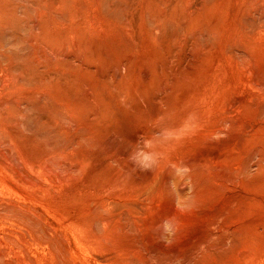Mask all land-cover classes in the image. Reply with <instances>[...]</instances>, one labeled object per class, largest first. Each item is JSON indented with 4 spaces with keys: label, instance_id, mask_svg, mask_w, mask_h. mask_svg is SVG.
<instances>
[{
    "label": "rangeland",
    "instance_id": "rangeland-1",
    "mask_svg": "<svg viewBox=\"0 0 264 264\" xmlns=\"http://www.w3.org/2000/svg\"><path fill=\"white\" fill-rule=\"evenodd\" d=\"M263 113L264 0H0V264H264Z\"/></svg>",
    "mask_w": 264,
    "mask_h": 264
},
{
    "label": "bare ground",
    "instance_id": "bare-ground-1",
    "mask_svg": "<svg viewBox=\"0 0 264 264\" xmlns=\"http://www.w3.org/2000/svg\"><path fill=\"white\" fill-rule=\"evenodd\" d=\"M162 85H163V84H162ZM167 91H168V90H167ZM167 91H166V92H167ZM118 92H119V90H118ZM156 92H157V91H156ZM159 92H160V91H159ZM161 93H162V91H161ZM251 93H252V92H251ZM122 94H123V93H122ZM250 95H251V94H250ZM159 96H160V95H159ZM157 98H158V97H157ZM157 98H156V99H157ZM161 98H162V97H161ZM247 98H248V97H247ZM251 98H252V97H251ZM110 99H111V98H110ZM122 99H123V98H122ZM143 99H144V98H143ZM153 100H154V99H153ZM128 101H129V100H128ZM154 101H155V100H154ZM129 102H130V101H129ZM142 102H143V101H142ZM237 102H238V101H237ZM247 102H248V101H247ZM122 103H123V102H122ZM143 103H144V102H143ZM160 103H161V102H160ZM128 104H129V103H128ZM161 104H162V103H161ZM240 104H241V103H240ZM122 105H123V104H122ZM124 105H125V104H124ZM260 105H261V104H260ZM112 106H114V105H112ZM253 107H254V106H253ZM261 107H262V106H261ZM129 108H131L130 105H129ZM257 109H258V107H257ZM260 109H261V108H260ZM231 111H232V110H231ZM167 114H168V113H167ZM252 114H253V112H252ZM257 114H258V113H257ZM257 114H256V115H257ZM263 114H264V113H263ZM165 116H166V115H165ZM160 117H161V116H160ZM160 117H159V119H160ZM166 117H167V116H166ZM257 117H258V116H257ZM168 118H169V117H168ZM224 118H225V117H224ZM166 119H167V118H166ZM207 119H208V118H207ZM231 119H232V118H231ZM228 122H229V121H228ZM226 123H227V122H226ZM166 124H167V123H166ZM234 124H235V123H234ZM253 124H254V123H253ZM229 125H230V124H229ZM250 125H251V124H250ZM248 126H249V125H248ZM248 126H247V127H248ZM173 128H174V127H173ZM244 128H245V127H244ZM164 129H165V128H164ZM253 129H254V128H253ZM157 134H158V133H157ZM246 134H247V133H246ZM246 134H244V135H246ZM140 135H141V134H140ZM248 136H249V135H248ZM160 139H161V138H160ZM160 139H159V140H160ZM170 139H171V138H170ZM213 139H214V138H213ZM221 139H222V138H221ZM210 140H211V139H210ZM214 141H216V140H214ZM240 141H241V140H240ZM242 141H243V140H242ZM148 142H149V141H148ZM236 142H237V141H236ZM142 143H143V142H142ZM208 143H209V142H208ZM217 144H218V143H217ZM229 144H230V143H229ZM239 144H240V143H239ZM230 145H231V144H230ZM207 146H208V145H207ZM210 146H211V145H210ZM214 146H215V145H214ZM257 147H259V146H257ZM255 148H256V147H255ZM141 149H142V148H141ZM246 150H247V149H246ZM255 150H258V149H255ZM143 151H144V150H143ZM242 151H243V150H242ZM253 151H254V150H253ZM136 152H137V151H136ZM225 152H226V151H225ZM225 152H224V153H225ZM248 152H249V151H248ZM254 152H256V151H254ZM224 153H223V154H224ZM214 155H216V154H214ZM214 155H213V156H214ZM256 155H257V154H256ZM220 156H221V154H220ZM245 156H246V155H245ZM258 156H260V155H258ZM215 157H216V156H215ZM215 157H214V158H215ZM260 157H261V156H260ZM211 158H212V157H211ZM246 158H248V157H246ZM256 158H257V157H256ZM209 159H210V158H209ZM209 159H208V160H209ZM248 159H249V158H248ZM252 159H253V158H252ZM252 159H251V160H252ZM243 160H244V159H243ZM243 160H242V161H243ZM255 160H256V159H255ZM259 160H260V158H259ZM193 161H194V160H193ZM236 161H237V160H236ZM236 161H235V162H236ZM252 161H254V160H252ZM261 161H262V160H261ZM194 162H195L194 164H196V165L199 166V167H202V166H203V164H202V162H201L200 160H199V161H194ZM233 162H234V161H233ZM239 162H241V161H239ZM263 162H264V161H263ZM156 163H157V162H156ZM182 163H183V162H182ZM210 163H211V162H210ZM154 164H155V163H154ZM186 164H187V163H186ZM241 164H242V163H241ZM181 165H182V164H181ZM190 165H191V164H190ZM254 165H255V164H254ZM134 166H135V165H134ZM179 166H180L179 164H176V167L179 168ZM239 166H240V165H239ZM251 166H252V165H251ZM181 167H182V166H181ZM240 167H241V166H240ZM242 167H243V166H242ZM244 167H246V166H244ZM247 167H249V166H247ZM256 167H257V166H256ZM208 168H209V167H208ZM219 168H220V167H219ZM223 168H224V167H223ZM226 168H228V167L226 166ZM165 169H166V168H165ZM176 169H177V168H176ZM196 169H197V168H196ZM255 169H256V168H255ZM139 170H140V169H139ZM209 170H210V169H209ZM219 170H220V169H219ZM223 170H224V169H223ZM240 170H241V169H240ZM246 170H247V169H246ZM246 170H245V171H246ZM250 170H251V169H250ZM184 171H185V170H184ZM186 171H187V170H186ZM221 171H222V170H221ZM221 171H220V172H221ZM235 171H236V170H235ZM253 171H255V170H253ZM178 172H179V171H178ZM249 172H250V171H249ZM225 173H226V172H225ZM231 173H232V172H231ZM241 173H242V170H241ZM223 174H224V172H223ZM226 174H227V175H231V174H229L228 171H227ZM234 174H235V173H234ZM144 175H145V174H143V176H144ZM239 175H240V174H239ZM250 175H251V173H250ZM149 176H150V175H149ZM173 176H174V174H173ZM192 176H193V175H192ZM232 176H233V175H232ZM235 176H238V173H237V175H235ZM245 176H246V175H245ZM134 177H135V176H134ZM141 177H142V176H141ZM190 177H191V176H190ZM205 177H207V175H206ZM208 177H209V176H208ZM211 177H212V176H211ZM229 177H230V176H229ZM229 177H227V178H229ZM184 178H185V177H184ZM225 178H226V176H225ZM227 178H226V179H227ZM235 178H236V177H235ZM237 178H238V177H237ZM145 179H147V178H145ZM190 179H192V178H190ZM229 179H230V178H229ZM231 179H232V178H231ZM132 180H133V178H132ZM183 180H184V179H183ZM235 180H236V179H235ZM151 181H152V180H151ZM230 181H233V179L230 180ZM236 181H237V180H236ZM241 181H242V180H241ZM183 182H184V181H183ZM203 182H204V181H203ZM205 182H206V183H205ZM205 182L203 183V187H202L201 189H199V190L196 192V194H195V202H196V203H198V202H202V201H205V200L209 197L210 190H211V189H210V185H209L210 183H209L208 180H206ZM227 182H228V181H227ZM233 182H234V181H233ZM233 182H232V183H233ZM158 183H159V182H158ZM163 183H164V182H163ZM180 183H181V182H180ZM180 183H179V184H180ZM239 183H240V182H239ZM243 183H244V182H243ZM181 184H182V183H181ZM215 184H216V183H215ZM228 184H229V183H228ZM237 184H238V183H237ZM216 186H217V185H216ZM184 187H185V186H184ZM189 187H190V186H189ZM232 187H234V186H232ZM148 188H149V187H148ZM169 188H170V187H169ZM173 188H174V187H173ZM177 188H179V187H177ZM177 188H176V189H177ZM185 188H187V187H185ZM154 189H155V188H154ZM194 189H195V188H194ZM222 189H223V188H222ZM224 189H226V188H224ZM224 189H223V190H224ZM179 190H181V188H180ZM226 190H227V189H226ZM181 191H182V190H181ZM212 191H213V190H212ZM222 192H223V191H222ZM151 193H152V192H151ZM153 193H154V191H153ZM180 193H181V192H180ZM215 193H217V192H215ZM219 194H221V193H219ZM128 195H129V193H128ZM131 195H132V194H131ZM228 195H229V194H228ZM169 196H170V195H169ZM141 197H142V196H141ZM175 198H176V197H175ZM236 198H237V197H236ZM140 199H141V198H140ZM149 199H150V198H149ZM238 199H239V198H238ZM174 200H175V199H174ZM180 200H181V199H180ZM222 200H223V199H222ZM240 200H241V199H240ZM151 201H152V200H151ZM171 201H172V200H171ZM175 201H177V200H175ZM175 201H174L173 203H175ZM181 201H182V200H181ZM192 201H193V200H192ZM145 202H146V201H145ZM154 203H155V202H154ZM191 203H192V202H191ZM184 204H185V203H184ZM184 204H183V205H184ZM187 204H188V203H187ZM153 205H154V204H153ZM153 205H152V206H153ZM191 205H192V204H191ZM234 205H235V204H234ZM152 206H151V207H152ZM180 206H181V205H180ZM153 207H154V206H153ZM157 207H158V206H157ZM177 207H178V206H177ZM177 207H175V208H177ZM185 207H186V206H185ZM212 207H214V206H212ZM230 207H231V206H230ZM189 208H191V207L189 206ZM232 208H233V207H232ZM146 209H147V208H146ZM186 209H187V208H186ZM211 209H213V208H211ZM227 209H228V208H227ZM238 209H239V208H238ZM175 210H176V209H175ZM175 210H174V211H175ZM126 211H127V210H126ZM153 211H154V210H153ZM160 211H161V210H160ZM167 211H168V210H167ZM183 211H184V210H183ZM197 211H198V209H197ZM212 211H213V210H212ZM214 211H215V210H214ZM214 211H213V214L215 213ZM131 212H132V211H131ZM210 212H211V210H210ZM217 212H218V211H217ZM152 213H153V212H152ZM184 213H185V212H184ZM226 213H227V212H226ZM145 214H146V213H145ZM174 214H175V212H174ZM182 214H183V213H182ZM233 214H235V213H233ZM221 215H222V214H221ZM129 216H130V215H129ZM129 216H128V217H129ZM227 216H228V215H227ZM155 217H156V216H155ZM206 217H207V216H206ZM216 217H217V215H216ZM221 218H222V217H221ZM156 219H157V218H156ZM171 219H172V218H168L167 223H168V222H169V223H172L173 220H171ZM204 219H205V218H204ZM211 219H212V218H211ZM219 219H220V218H219ZM159 220H160V219H159ZM161 220H162V217H161ZM163 220H164V218H163ZM184 220H185V219H184ZM182 221H183V220H182ZM202 221H203V220H202ZM212 221H213V220H212ZM162 222H163V221H162ZM179 222H180V221H179ZM179 222H178V223H179ZM186 222H187V221H186ZM208 222H209V221H208ZM167 223H166V224H167ZM204 224H205V223H204ZM211 224H212V223H211ZM217 224H218V223H217ZM217 224H216V225H217ZM192 225H193V224H192ZM198 225H199V224H198ZM207 225H208V224H207ZM213 225H214V224H213ZM213 225H212V226H213ZM196 226H197V225H196ZM200 226H201V225H200ZM220 226H221V225H220ZM157 227H159V226H157ZM210 227H211V226H210ZM214 227H216V226H214ZM214 227H213V228H214ZM217 227H218V226H217ZM167 228H168V227H167ZM172 228H173V227H172ZM206 228H207V227H206ZM211 228H212V227H211ZM221 228H223V227H221ZM157 229H158V228H157ZM216 229H217V228H216ZM227 229H228V228H227ZM227 229H226V230H227ZM229 229H230V228H229ZM204 230H205V228H204ZM212 230H213V229H212ZM207 231H208V230H207ZM210 231H211V230H210ZM215 231H216V230H215ZM222 231H223V230H222ZM183 232H184V231H183ZM213 232H214V230H213ZM224 232H225V230H224ZM206 233H207V232H206ZM210 233H211V232H210ZM226 233H227V232H226ZM229 233H230V231H229ZM212 235H213V234H211V236H212ZM178 236H179V235H178ZM214 236L216 237V235H214ZM206 237H207V236H206ZM175 238H176V236H175ZM177 238H178V237H177ZM207 238H208V237H207ZM220 238H221V237H220ZM220 238H219V239H220ZM230 238H231V237H230ZM183 239H186V238H183ZM187 239H188V238H187ZM216 239H217V238H216ZM216 239H215V240H216ZM217 240H218V239H217ZM217 240H216V241H217ZM223 240H224V239H223ZM216 241H215V242H216ZM177 242H178V241H177ZM209 242H210V241H209ZM211 245H212V244H211ZM242 250H243V249H242ZM239 251H240V250H239ZM242 255H243V254H242ZM250 256H251V255H250Z\"/></svg>",
    "mask_w": 264,
    "mask_h": 264
}]
</instances>
